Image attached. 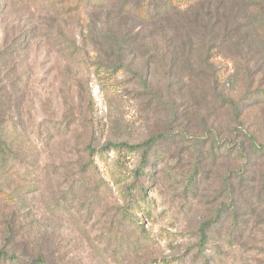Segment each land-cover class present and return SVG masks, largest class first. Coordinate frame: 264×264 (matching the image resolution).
Wrapping results in <instances>:
<instances>
[{"label": "rangeland", "instance_id": "1", "mask_svg": "<svg viewBox=\"0 0 264 264\" xmlns=\"http://www.w3.org/2000/svg\"><path fill=\"white\" fill-rule=\"evenodd\" d=\"M252 1L183 0L146 23L0 0V264H264ZM154 137L145 158L97 151Z\"/></svg>", "mask_w": 264, "mask_h": 264}, {"label": "trees", "instance_id": "2", "mask_svg": "<svg viewBox=\"0 0 264 264\" xmlns=\"http://www.w3.org/2000/svg\"><path fill=\"white\" fill-rule=\"evenodd\" d=\"M76 0H74L75 2ZM77 1H87L89 7H93L99 10H106L110 8L111 10L119 11L121 14H129L131 17L138 19L140 22L148 23L149 20L154 16V14H167L179 12L180 1L183 0H77ZM207 1V0H187L188 8L194 7L196 4ZM157 2V5L155 4ZM252 8L264 10V0L252 1L250 3ZM229 34V33H228ZM108 35V36H107ZM106 36L111 40L112 45L116 50L121 49L126 37L118 36L114 33L107 34ZM230 35V34H229ZM154 138H150L142 143L138 144H128L124 142L113 143L108 142L103 145L97 151H107L108 149L115 150H127V151H140L143 158H145L147 150L154 145ZM4 142L0 139V157H5V149L3 148ZM89 155L95 152V150L89 146L86 147ZM133 207V206H132ZM7 253L0 251V258L8 257ZM36 264H43V260L39 257L35 260ZM169 264V263H166ZM174 264H177L176 262Z\"/></svg>", "mask_w": 264, "mask_h": 264}]
</instances>
